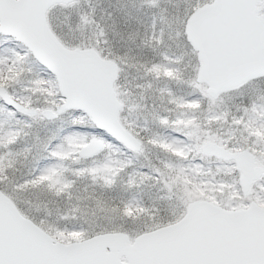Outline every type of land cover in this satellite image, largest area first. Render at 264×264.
Wrapping results in <instances>:
<instances>
[{
    "label": "snow or ice",
    "instance_id": "1",
    "mask_svg": "<svg viewBox=\"0 0 264 264\" xmlns=\"http://www.w3.org/2000/svg\"><path fill=\"white\" fill-rule=\"evenodd\" d=\"M0 264H264V0H0Z\"/></svg>",
    "mask_w": 264,
    "mask_h": 264
}]
</instances>
